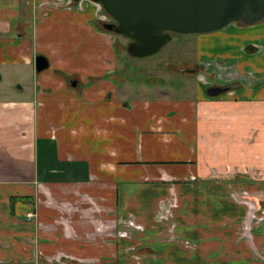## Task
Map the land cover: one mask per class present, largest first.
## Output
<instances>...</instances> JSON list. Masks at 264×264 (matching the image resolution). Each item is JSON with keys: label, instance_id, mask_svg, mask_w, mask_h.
<instances>
[{"label": "crops", "instance_id": "1", "mask_svg": "<svg viewBox=\"0 0 264 264\" xmlns=\"http://www.w3.org/2000/svg\"><path fill=\"white\" fill-rule=\"evenodd\" d=\"M99 19L90 0H0V83L11 87L19 73L32 79L0 89V264H133L129 247L153 262L157 246L162 264H264V207L249 217L229 189L264 191V78L251 71L264 70V26H227L241 43L233 51L226 40L198 37L218 56L198 65L227 70L231 81L203 80L199 70L188 99L173 98L157 78L152 98L141 89L129 100L117 87L124 82L100 77L123 80L114 78L115 38ZM96 43L93 62L79 66L81 48ZM39 55L48 68L37 73ZM216 86L233 88L209 96ZM172 193L173 222L198 251L118 233L130 217L163 230L156 211Z\"/></svg>", "mask_w": 264, "mask_h": 264}, {"label": "rangeland", "instance_id": "2", "mask_svg": "<svg viewBox=\"0 0 264 264\" xmlns=\"http://www.w3.org/2000/svg\"><path fill=\"white\" fill-rule=\"evenodd\" d=\"M72 3H77V2L72 1ZM96 8L98 9L100 16L99 19L100 23L98 22L99 25H97L98 29L101 32H106L108 34L111 33L104 30L101 26L102 22L104 21L103 17L106 18L107 15L104 14V11L100 4H96ZM233 25L236 24L233 23L230 26L232 27ZM240 25L242 24L240 23ZM242 26L244 27V30L250 31L251 30L250 28L252 27H263L264 20L261 23L255 25H250V26L242 25ZM262 29L263 28H261V30ZM111 34L115 38V41L113 42L114 44L113 49L116 50L115 57L113 59V63L115 67L114 78L116 76L117 78L119 79L122 78L123 80L113 81L110 75L107 76L102 75L100 77H102L103 79H108L112 84H114L115 82H124L123 84L117 85V87H119L118 89L120 91H123L128 95L129 100L140 97L138 91L141 89L142 91H146V94L152 98L153 95L150 92L151 85L149 84V82H155L157 78L163 79V81L166 82L167 85L165 89L170 88L171 90L174 91L173 93L169 91L170 94H173V98L175 93L177 95L176 97H179L180 99H188L189 97L193 96L194 86L196 82L195 80H196V76L198 75L197 72H199V70L204 74V76H200V78H202L203 80H205L206 78V80L209 79L210 81L213 79L219 81L220 79L227 77L226 80L231 81V77H229L227 70L223 71L222 73H219L220 69H218V72L215 70H211L209 69L211 68L210 65H203L205 64V62L203 64L198 65L197 60L200 57L213 56L209 54V52H206L204 49L202 50L199 47L198 37L202 40L204 39L210 40L211 37H218V39L226 40L228 47L229 49H231V51H233L234 48L239 47L241 45V43L237 41L236 38H230L231 36H229L230 34L228 32L227 27L225 29H221L209 33H203V34H193V35L172 34L171 40L157 54L143 59H134L130 57L126 52V46L128 44V41L122 36L116 35L114 33ZM252 47L253 50L251 51H254L256 48L254 46ZM81 50L84 53H81L79 55L80 58L77 60L79 66L83 64L82 63L83 61L88 59H90L92 63L93 62L92 60L94 59V55L98 54V52L101 51L100 46H98V43H96L95 49L91 50L90 52L84 50V48H81ZM245 50L249 51L250 49L245 48ZM213 57H218V56H213ZM228 62H229L228 65L226 64L227 65L226 69H230V72H232L236 67H234V62L231 61ZM108 64L110 65V62ZM238 69H239L238 74H240V71H242V69L241 68ZM192 70H194L195 72H193ZM251 71H253L255 75L264 78V70H260L259 68H252ZM82 73H83L82 71L78 72L79 77L83 75ZM60 74L67 75V77H69L66 71L61 70ZM14 75L11 78L12 80L11 83H14L12 84V86L17 85L19 83L16 80H20V82L24 83L25 85L31 83L32 79L31 77H27V75H23L20 73L17 76ZM248 75L250 76L251 79L255 78L253 74H248ZM87 79H88V73L86 72L83 78V82L86 81ZM235 81L246 82L247 80L243 76L241 78H237V80ZM86 84L90 85L91 82L90 83L86 82ZM230 84H234V82H231ZM12 86L9 87L7 85V82L0 83V89L4 90V92H8L9 90H14ZM223 87H227V86H223ZM117 94L119 95V93ZM235 174H236L235 172H231L229 170H227L224 173L226 177L233 176ZM229 189L234 194L236 200L241 205L247 207L246 210L248 211L249 217L258 219L261 218V216H263L262 215L263 213L262 214L259 213V215L257 216L254 210H257V208L260 207L261 208L264 207V198H263L264 191L259 192L256 189L253 190L252 192H248L247 189L245 188L242 187L234 188L232 186ZM255 191L258 193H256ZM177 198L178 196L174 197L172 193L171 198L167 200V202H161L160 205H158L156 216L161 220L163 230L160 231V229L156 230L155 228L153 229V232H148L144 229V227L141 224H137L135 221H132L130 217L127 220V222L120 224L118 233L123 232L125 234L123 237L130 238L129 240L134 241L135 244H138L136 240L139 241L143 239V237L147 239L148 235H152L153 236L152 238L154 239H158L160 241L173 240L176 243H179L182 247L190 249L191 245L188 242H186L181 235H179L181 233V231L178 228L179 225L176 224V222H173L174 212L179 207V204L177 202L179 201V199ZM255 202L256 205L254 206L253 204H255ZM152 248H153L152 250H154V253L155 252L156 253L153 256L151 255L148 256V258L150 259L152 257L154 260L153 262L145 261L146 256L143 254L142 250H139L142 248H139L137 250L136 248L129 247L127 254L130 253L131 259H133V264H162L157 259V256L159 255L158 253L159 251L162 250V247L157 246ZM144 249L146 248L144 247ZM198 249H199L198 243H193L192 249L190 250H192L193 251L192 253H194L198 251ZM60 264H64V263H60ZM127 264H132V263L127 262Z\"/></svg>", "mask_w": 264, "mask_h": 264}, {"label": "water", "instance_id": "3", "mask_svg": "<svg viewBox=\"0 0 264 264\" xmlns=\"http://www.w3.org/2000/svg\"><path fill=\"white\" fill-rule=\"evenodd\" d=\"M78 2L80 0H71ZM112 20L104 30L128 41L127 54L143 59L157 54L172 34L193 35L218 31L232 23L255 25L264 20V0H91ZM48 68L47 59L34 58L37 73ZM210 87L209 96L232 89Z\"/></svg>", "mask_w": 264, "mask_h": 264}, {"label": "flooded vegetation", "instance_id": "4", "mask_svg": "<svg viewBox=\"0 0 264 264\" xmlns=\"http://www.w3.org/2000/svg\"><path fill=\"white\" fill-rule=\"evenodd\" d=\"M105 14V13H104ZM107 18V19H106ZM105 18V20L102 22V23H111L112 22V20L107 16ZM237 23H239V22H237ZM172 36V35H171ZM250 49L249 51H251V50H253V47L251 46V45H247L246 46V49ZM193 71V70H192ZM193 72H195V71H193ZM217 87V86H216Z\"/></svg>", "mask_w": 264, "mask_h": 264}, {"label": "built area", "instance_id": "5", "mask_svg": "<svg viewBox=\"0 0 264 264\" xmlns=\"http://www.w3.org/2000/svg\"><path fill=\"white\" fill-rule=\"evenodd\" d=\"M70 2L72 3V1H70ZM103 20H105V17H103ZM27 217H28V219L34 217V216H33V213L28 214Z\"/></svg>", "mask_w": 264, "mask_h": 264}]
</instances>
